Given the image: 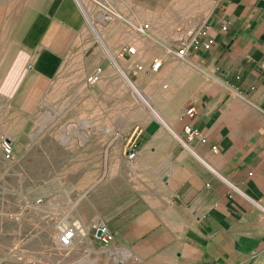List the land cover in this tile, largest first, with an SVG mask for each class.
<instances>
[{"label": "crops", "instance_id": "crops-1", "mask_svg": "<svg viewBox=\"0 0 264 264\" xmlns=\"http://www.w3.org/2000/svg\"><path fill=\"white\" fill-rule=\"evenodd\" d=\"M8 14L17 59L54 107L64 87L86 108V79L101 71L95 118L65 139L77 141L69 166L90 185L51 226L82 231L77 264H264V0H0V28ZM201 30L212 47L177 58L191 31L204 42ZM123 47L135 49L127 61ZM153 61L158 72L136 71ZM124 99L125 117H103ZM186 125L200 133L190 142ZM136 133L130 161L123 148ZM99 224L110 242L95 236Z\"/></svg>", "mask_w": 264, "mask_h": 264}, {"label": "rangeland", "instance_id": "rangeland-1", "mask_svg": "<svg viewBox=\"0 0 264 264\" xmlns=\"http://www.w3.org/2000/svg\"><path fill=\"white\" fill-rule=\"evenodd\" d=\"M167 16L173 19L172 23L178 22L174 21L178 14ZM10 20L8 14L7 25L0 28V264H77L79 259L73 252L83 242L77 241L76 236L72 247L64 250L58 245L57 234L59 227L68 226H51L69 214L70 206L73 208L90 185V174L79 173L78 168L71 170L69 162L79 158L68 154L77 141L68 143L65 138L74 139L83 130L85 125L78 124L81 120L95 118L93 91L98 85H90L86 79L87 94L91 95L86 108L82 103L84 94H64V87H60L58 96L59 104H63L54 107L45 85L34 86L22 58L18 61L17 47L12 44L16 32ZM171 32L173 36L186 37L183 30ZM108 98L103 95L104 108L110 103ZM71 99L74 107L81 109L64 108ZM113 103L116 108L117 97ZM97 112L101 116V111ZM114 112L125 117V99L114 111L103 109V117L110 118ZM95 128L91 125L87 134ZM6 141L12 149L10 157L2 153ZM79 236L82 240L81 233ZM90 260L91 264L95 261L93 257Z\"/></svg>", "mask_w": 264, "mask_h": 264}, {"label": "built area", "instance_id": "built-area-1", "mask_svg": "<svg viewBox=\"0 0 264 264\" xmlns=\"http://www.w3.org/2000/svg\"><path fill=\"white\" fill-rule=\"evenodd\" d=\"M227 28H228V22L223 21L220 25V30L226 31ZM194 35L188 41H186V43H183L180 48L176 49L173 52L177 58L185 59V57L187 56V51L190 48L202 47L203 49L208 50V49H210V47H212L214 41L210 36H208V34L206 33L205 30L199 31V36H201L202 38L205 39L204 42H202V43L198 42V37H196ZM134 55H135V49L133 47H124L118 51V53L116 54V57L120 60L127 61L128 59H130ZM160 67H161V62L153 61V63H151L149 68H145L143 66H137L136 71L143 72L145 75L149 76V75H152V74L158 72ZM100 74H101L100 69L94 70L87 77V82L90 85H95L99 81ZM185 114L189 117L194 116V114H195L194 108L191 107V108L187 109L185 111ZM183 133L185 135V139L187 142H190L193 139L197 138L200 134L199 131L192 128L191 125H186L183 128ZM138 135H139V133H136L134 136H131L129 138V140L124 144L123 151H124L127 159L130 161L135 159L136 149H137L136 138ZM1 148H2V153L5 157H10L12 155V149H11L10 142H8V141L3 142ZM94 229H95V233H94L95 236L98 239H100L102 242L108 243L112 240V237H111L110 233L108 232L105 225L99 224V225L95 226ZM98 232L100 233V236H97ZM76 236H79V233H77V235H75V231L73 228L65 227V228L61 229L60 232L57 234L58 245L62 249L68 250L72 247L73 240Z\"/></svg>", "mask_w": 264, "mask_h": 264}, {"label": "bare ground", "instance_id": "bare-ground-1", "mask_svg": "<svg viewBox=\"0 0 264 264\" xmlns=\"http://www.w3.org/2000/svg\"><path fill=\"white\" fill-rule=\"evenodd\" d=\"M109 2L111 1V0H108ZM124 48V47H123ZM116 54H117V52H116ZM66 139V138H65ZM9 141V140H8ZM65 228V227H64ZM59 229L61 230V229H63V226L62 227H59ZM77 230V231H76ZM78 228H75L74 229V231H75V235H77V233H78ZM59 231V230H58ZM80 233H82V231L81 230H79V235H80ZM82 236V235H81ZM98 236V235H97ZM121 251V250H120ZM115 252V251H114ZM122 252V251H121Z\"/></svg>", "mask_w": 264, "mask_h": 264}, {"label": "water", "instance_id": "water-1", "mask_svg": "<svg viewBox=\"0 0 264 264\" xmlns=\"http://www.w3.org/2000/svg\"><path fill=\"white\" fill-rule=\"evenodd\" d=\"M97 235L100 236V233L98 232Z\"/></svg>", "mask_w": 264, "mask_h": 264}]
</instances>
